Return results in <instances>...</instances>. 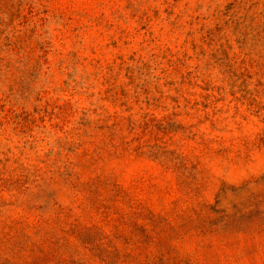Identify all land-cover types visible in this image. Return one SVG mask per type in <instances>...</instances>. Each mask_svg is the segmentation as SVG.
<instances>
[{
    "label": "rangeland",
    "instance_id": "obj_1",
    "mask_svg": "<svg viewBox=\"0 0 264 264\" xmlns=\"http://www.w3.org/2000/svg\"><path fill=\"white\" fill-rule=\"evenodd\" d=\"M0 264H264V0H0Z\"/></svg>",
    "mask_w": 264,
    "mask_h": 264
}]
</instances>
